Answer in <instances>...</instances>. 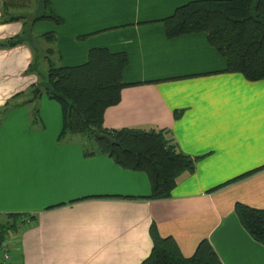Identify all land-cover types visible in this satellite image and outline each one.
I'll list each match as a JSON object with an SVG mask.
<instances>
[{"label":"crops","instance_id":"1","mask_svg":"<svg viewBox=\"0 0 264 264\" xmlns=\"http://www.w3.org/2000/svg\"><path fill=\"white\" fill-rule=\"evenodd\" d=\"M190 0H52L63 18L37 21L56 33L61 64L86 61L89 49L124 51L120 101L105 109L107 129H163L196 158L172 195L149 199L144 172L124 169L80 140L58 141L62 114L46 95L0 119V223L9 213L34 216L13 243L11 264H140L151 222L186 257L206 238L222 264H264V245L240 224L235 203L264 209V79L223 72L224 59L204 32L168 38L164 17ZM0 24V40L21 30ZM26 45L0 48V106L37 81L25 74ZM180 115L175 117V111ZM221 185L220 187H218ZM16 244V245H15Z\"/></svg>","mask_w":264,"mask_h":264},{"label":"trees","instance_id":"2","mask_svg":"<svg viewBox=\"0 0 264 264\" xmlns=\"http://www.w3.org/2000/svg\"><path fill=\"white\" fill-rule=\"evenodd\" d=\"M32 3V6L35 5L32 10H13L19 6H31ZM19 20L22 21L21 31L0 40V48L19 44H27L32 48V60L25 72H37L40 80L37 86L60 105L62 127L58 141H68L71 138L69 134L91 135L92 147L86 151L87 154H105L124 169L144 172L150 186L146 198H169L178 176L194 171L197 157L180 151L165 136L163 129H107L103 126L105 109L117 104L122 88L129 85L123 81V71L128 62L126 53L93 47L89 49L83 63L61 65L55 60V55L54 58L50 56L57 52L55 32L48 31L37 36L31 32V26L37 21L62 23L63 19L55 12L52 0H0V24ZM161 21L168 38L204 32L208 43L224 59V71L239 73L249 81L264 79V0H190L177 6L172 14ZM40 44H46L44 55L36 56V46ZM41 57L47 63L45 74L38 71ZM35 87L30 90L29 97L19 104L12 100L22 95L23 91L6 100L0 106V119L12 108L27 101L36 102L40 90L34 92ZM180 112L175 111V117ZM36 115L37 112L32 117L37 118ZM96 134L106 135L118 143L110 144ZM262 168L264 165L244 172L225 184ZM234 212L248 234L264 245V209L235 203ZM24 216H29L31 222L25 224L21 220ZM21 221L23 225L20 227ZM33 222L34 216L31 214H7L5 221L0 223V243L11 235L14 237L12 243H16V239ZM149 234L151 250L140 264H222L206 238L199 241L193 254L186 257L173 237L159 235L154 222L150 224Z\"/></svg>","mask_w":264,"mask_h":264},{"label":"rangeland","instance_id":"3","mask_svg":"<svg viewBox=\"0 0 264 264\" xmlns=\"http://www.w3.org/2000/svg\"><path fill=\"white\" fill-rule=\"evenodd\" d=\"M33 5V3L31 4V6H19V7H16V8H13V10H15V11H17V12H19V11H21V10H23L22 12H24V11H29L30 9L32 10L34 7H35V5L34 6H32ZM25 7V8H24ZM32 7V8H31ZM56 12V11H55ZM60 16V15H59ZM61 17V16H60ZM63 19V18H62ZM20 21V20H19ZM48 21H50V20H48ZM12 22V21H11ZM22 22V21H21ZM52 22V21H51ZM6 23H9V22H6ZM36 23V22H35ZM34 23V24H35ZM54 23V22H53ZM62 23H63V21H62ZM61 23V24H62ZM34 24L31 26V32L33 33V35H35V36H37L38 34H35L34 33ZM55 24V23H54ZM56 25H60V24H56ZM21 28H22V26H21ZM21 31V30H20ZM19 31V32H20ZM18 32V33H19ZM55 32V31H54ZM55 35H56V33H55ZM8 38V37H7ZM5 39V38H4ZM56 41H57V38H55V43H56ZM19 45H26V46H28L29 48H30V46L29 45H27V44H19ZM35 45V44H34ZM16 46H18V45H16ZM45 46H46V44L43 46L42 44H40V45H38V46H36V56H41L42 54H43V50H44V48H45ZM12 48V47H11ZM2 49H10V48H2ZM31 49V51H32V48H30ZM55 49H56V53H52L50 56H52V58H54V55H55V60L59 63V64H61V56H60V53H59V51H58V49H57V47H55ZM32 53H34L33 51H32ZM44 55V54H43ZM127 60H128V58H127ZM30 63V62H29ZM28 63V64H29ZM61 65H63V64H61ZM66 66V65H65ZM28 67V66H27ZM46 68H47V63H46V60L44 59V58H40L39 60H38V71H43V74H45V72H46ZM225 68V67H224ZM27 69V68H26ZM25 69V70H26ZM25 72V71H24ZM223 72H226V71H224V69H223ZM35 74L36 75V77H37V81L36 82H34V83H32L31 85H30V88H28V90H25V91H23L22 93V95H18V96H16V97H14V99L12 100V102L13 103H16V104H19L20 103V101H25L29 96V92H30V90L34 87V86H36L35 88H38V91L37 92H39V90H40V93L38 94V96H37V98L39 97L40 98V96L41 95H46V93H45V91H44V89L42 88H40V87H38L37 85H40V80H39V74L37 73V72H25V74ZM247 80V79H246ZM38 83V84H37ZM130 85V84H129ZM34 88V89H35ZM19 92V91H18ZM18 92H16V93H18ZM35 92V91H34ZM16 93H14V94H16ZM13 94V95H14ZM13 95H11V96H13ZM10 96V97H11ZM47 96V95H46ZM9 97V98H10ZM48 97V96H47ZM8 98V99H9ZM49 98V97H48ZM7 99V100H8ZM51 99V98H50ZM53 100V99H52ZM55 101V100H54ZM38 102V101H37ZM37 102H28L27 101V103H32L33 104V108H32V114L33 113H35V112H37V115L36 116H38V114H39V112H38V109H37ZM57 102V101H56ZM5 103V102H4ZM27 103H25V104H27ZM58 103V102H57ZM59 105V104H58ZM21 106V105H20ZM60 106V105H59ZM18 107V106H17ZM16 108V107H15ZM12 109H14V108H12ZM11 109V110H12ZM10 110V111H11ZM36 110V111H35ZM32 120L34 121V122H39L40 123V127H42V124H41V122L39 121V119H38V117L36 118L35 116H33L32 117ZM165 133H166V131H165ZM70 136H71V138L69 139L70 141H72V140H74L75 138L76 139H78V140H80V142L82 143V144H85L86 145V147H88V148H91L92 147V144L90 143V142H92V137H90L91 135H84V134H69ZM165 136L167 137V135L165 134ZM171 141H172V139H171ZM176 147H177V145H176ZM103 155H105V154H103ZM107 156V155H106ZM22 234V233H21ZM10 240H9V237H6L4 240H2L1 241V243H3V242H9ZM0 243V244H1ZM9 248H10V245H9ZM12 263V257H11V259H10V264Z\"/></svg>","mask_w":264,"mask_h":264},{"label":"built area","instance_id":"4","mask_svg":"<svg viewBox=\"0 0 264 264\" xmlns=\"http://www.w3.org/2000/svg\"><path fill=\"white\" fill-rule=\"evenodd\" d=\"M21 220H23L25 224H28L31 222L29 216H24L21 218ZM19 225L20 227L23 225L22 221ZM32 225L33 224H31L30 226ZM12 238L14 237L11 235L9 237V240H10L9 242H3L0 244V264H10L11 252L13 250ZM9 245H10V248H9Z\"/></svg>","mask_w":264,"mask_h":264},{"label":"water","instance_id":"5","mask_svg":"<svg viewBox=\"0 0 264 264\" xmlns=\"http://www.w3.org/2000/svg\"><path fill=\"white\" fill-rule=\"evenodd\" d=\"M34 91L37 92L38 88H35ZM96 136L99 137V138H105L110 144H114V143L117 144L118 143V142H116L114 140H110L106 135L96 134Z\"/></svg>","mask_w":264,"mask_h":264}]
</instances>
